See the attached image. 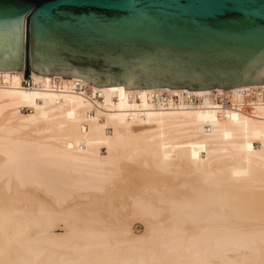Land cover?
I'll return each instance as SVG.
<instances>
[{
	"label": "bare ground",
	"instance_id": "obj_1",
	"mask_svg": "<svg viewBox=\"0 0 264 264\" xmlns=\"http://www.w3.org/2000/svg\"><path fill=\"white\" fill-rule=\"evenodd\" d=\"M24 68L0 72V264H264V103L240 95L264 85L96 88Z\"/></svg>",
	"mask_w": 264,
	"mask_h": 264
},
{
	"label": "water",
	"instance_id": "obj_2",
	"mask_svg": "<svg viewBox=\"0 0 264 264\" xmlns=\"http://www.w3.org/2000/svg\"><path fill=\"white\" fill-rule=\"evenodd\" d=\"M23 63L96 88L264 85V0H0V72Z\"/></svg>",
	"mask_w": 264,
	"mask_h": 264
},
{
	"label": "built area",
	"instance_id": "obj_3",
	"mask_svg": "<svg viewBox=\"0 0 264 264\" xmlns=\"http://www.w3.org/2000/svg\"><path fill=\"white\" fill-rule=\"evenodd\" d=\"M27 83V82H26ZM240 95L244 98H247L251 101V107L255 106L257 103V98L259 96H261L262 102L264 103V94H261L258 90H253V91H249L247 89L241 90L240 91ZM212 97L214 98L215 102L219 105V106H232L234 107V105L232 104V102L230 101L231 99V92L229 91H219L218 89H214L213 93H212ZM190 101L191 102H197V98L195 96L190 97ZM242 107H244V105H242ZM243 109V108H242Z\"/></svg>",
	"mask_w": 264,
	"mask_h": 264
},
{
	"label": "rangeland",
	"instance_id": "obj_4",
	"mask_svg": "<svg viewBox=\"0 0 264 264\" xmlns=\"http://www.w3.org/2000/svg\"><path fill=\"white\" fill-rule=\"evenodd\" d=\"M24 70H25V68H24ZM141 226H143L142 224H141V222H140V224H139V222H138V224L136 223V225L134 226V233H140L139 231H143L142 229H143V227H141ZM61 231H58L57 233H60Z\"/></svg>",
	"mask_w": 264,
	"mask_h": 264
}]
</instances>
